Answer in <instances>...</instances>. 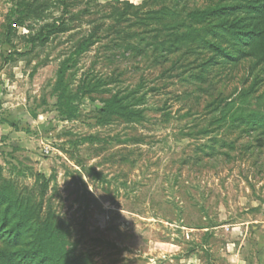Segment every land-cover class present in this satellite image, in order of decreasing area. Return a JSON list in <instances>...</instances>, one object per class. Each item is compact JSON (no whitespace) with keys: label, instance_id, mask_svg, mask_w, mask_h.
<instances>
[{"label":"rangeland","instance_id":"374dc122","mask_svg":"<svg viewBox=\"0 0 264 264\" xmlns=\"http://www.w3.org/2000/svg\"><path fill=\"white\" fill-rule=\"evenodd\" d=\"M150 2L0 0V264H31L12 242L46 222L66 264H264V45L227 31L264 14ZM162 6L176 49L140 21ZM115 95L131 107L100 113ZM22 201L34 217L11 239Z\"/></svg>","mask_w":264,"mask_h":264},{"label":"trees","instance_id":"16d2710c","mask_svg":"<svg viewBox=\"0 0 264 264\" xmlns=\"http://www.w3.org/2000/svg\"><path fill=\"white\" fill-rule=\"evenodd\" d=\"M149 0H143V4L146 3ZM151 4H161L163 2H165L166 0H150ZM223 0H221V2L218 3V5L211 7L210 10L204 11L203 15H214L215 19H213V22L215 21H227L226 18L229 16L228 13L231 11V8L227 6V3L225 5V2H222ZM131 5V4H130ZM27 6V4L24 5V8ZM132 7H134L133 5H131ZM248 9L256 14V15H260V14H264V0H249V4H248ZM220 13H223L222 15ZM225 13V14H224ZM220 14V16H218ZM200 13L198 11H194V12H190L189 16H197V18H200ZM221 17V18H220ZM167 19H169L167 21ZM180 19V15L178 14V12L174 9H172L171 7H166V6H162L161 8L151 11V12H147V14H145V16L140 20L143 23H145V25L150 22L155 23L158 28L155 30L156 32V37H160L163 36L167 37L172 45L171 47H176L177 46H182L185 43V38L183 36V34H179V29L182 27V24H180L179 22ZM22 19L18 20L19 23L21 22ZM199 23V22H197ZM7 27H9V25H7ZM187 29H191V26H188ZM219 29V28H217ZM227 31L234 33L236 35V39L238 42H240L241 44L243 43L244 45H247L248 48L253 51L257 49V46H262L264 45V27L263 28H258L257 31L255 32V36L253 35L252 32H242L241 29V20L240 18H237L231 22H228L227 24ZM262 42V43H261ZM163 43H159V45H155V49H158L159 47L162 48ZM84 46L81 43L77 48H76V52H80L83 51ZM163 49V48H162ZM214 50H220L223 51L220 47L218 46H213ZM251 51L249 53H251ZM221 53V52H220ZM247 53V52H244ZM244 56V55H243ZM239 58H241L240 56L238 58H233V62H236V60H238ZM61 86H63L62 84V78L61 76H59L57 82H56V89H59ZM133 97V95L131 96H112V98L110 99H106L103 102V107L100 109V113L102 114H114L117 113L119 114L121 112L122 109H127L129 108V106L131 105L130 100ZM129 102V103H127ZM63 106H65L68 111V115H73L75 113V111L73 110L72 107H70L69 103H64ZM131 107V106H130ZM14 196L13 193H10V197ZM9 197V198H10ZM18 216H17V222L14 224L13 228H10V230L8 232H11L12 234L10 235L11 239H17V234L13 233L12 230L16 231L17 230V226H19L22 222L24 223L27 219H31L34 217V212L32 207L28 204V203H24L23 201L20 202L18 204ZM5 209H7V207H5ZM6 216H4L3 219H5ZM51 227L50 223L48 224L47 222L45 224H41V227L36 229L34 235L32 234L31 240L33 242H20V240H18V242H12L13 245V249H15L16 254H18V256L21 258V260L23 262L25 261H31V264H66V263H62L61 261H59L58 255L59 253L62 252V247L65 248L64 245V241L61 239L62 242V246L61 244H58L57 242H55L53 240L54 235H52L51 237H45L46 236V232L47 230H49ZM30 231H32L31 227L29 228ZM57 232V230H54V232ZM38 234V235H37ZM3 250H0V254H3ZM68 264H72V261H68Z\"/></svg>","mask_w":264,"mask_h":264},{"label":"crops","instance_id":"0c3cea01","mask_svg":"<svg viewBox=\"0 0 264 264\" xmlns=\"http://www.w3.org/2000/svg\"><path fill=\"white\" fill-rule=\"evenodd\" d=\"M263 262H264V260H263Z\"/></svg>","mask_w":264,"mask_h":264}]
</instances>
